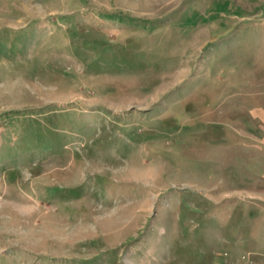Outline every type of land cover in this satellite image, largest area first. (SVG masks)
Segmentation results:
<instances>
[{
  "label": "rangeland",
  "instance_id": "374dc122",
  "mask_svg": "<svg viewBox=\"0 0 264 264\" xmlns=\"http://www.w3.org/2000/svg\"><path fill=\"white\" fill-rule=\"evenodd\" d=\"M261 106L264 0H0V264H257Z\"/></svg>",
  "mask_w": 264,
  "mask_h": 264
},
{
  "label": "crops",
  "instance_id": "0c3cea01",
  "mask_svg": "<svg viewBox=\"0 0 264 264\" xmlns=\"http://www.w3.org/2000/svg\"><path fill=\"white\" fill-rule=\"evenodd\" d=\"M250 118H252V120H254L255 118H257L260 121V125H257L258 128H262L263 129V133H264V107H256L253 110H251L250 113ZM258 131V130H257ZM256 131V133H257ZM248 138V140H251L252 145H249V149L251 152H254V155L250 156L252 157L251 159L254 161L255 158H259V157H263L264 158V134L260 137H246ZM250 159V163H252V160ZM257 161V162H256ZM255 165L252 163V168H256L253 170L252 173H254L253 175H259L257 176L258 180L262 181V183L264 184V163L262 162H258V159L255 160ZM257 193V192H255ZM257 199L261 200L262 202H264V187H261L260 190L257 193ZM264 204V203H263ZM264 237V233H261L260 235H257V237ZM258 251V257H257V264H264V247H261L260 249H257Z\"/></svg>",
  "mask_w": 264,
  "mask_h": 264
}]
</instances>
